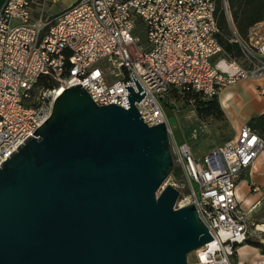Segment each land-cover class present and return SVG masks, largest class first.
I'll use <instances>...</instances> for the list:
<instances>
[{
    "label": "built area",
    "instance_id": "2783aa9c",
    "mask_svg": "<svg viewBox=\"0 0 264 264\" xmlns=\"http://www.w3.org/2000/svg\"><path fill=\"white\" fill-rule=\"evenodd\" d=\"M47 1L8 0L0 17V166L35 136L66 88L80 84L96 104L129 109L131 87L143 95L135 105L145 123L168 126L182 172L169 177L181 192L176 207L195 204L213 237L191 264H231L252 226L238 181L264 151V134L245 124L196 157L176 143L163 103L172 92L207 99L240 79H263L264 21L236 39L241 60L219 41L218 0H77L56 14Z\"/></svg>",
    "mask_w": 264,
    "mask_h": 264
},
{
    "label": "water",
    "instance_id": "95a60500",
    "mask_svg": "<svg viewBox=\"0 0 264 264\" xmlns=\"http://www.w3.org/2000/svg\"><path fill=\"white\" fill-rule=\"evenodd\" d=\"M8 0H0V17ZM77 84L0 166V264H189L213 237L180 190L168 126ZM170 124L176 125L175 117ZM197 187V185L195 184Z\"/></svg>",
    "mask_w": 264,
    "mask_h": 264
},
{
    "label": "rangeland",
    "instance_id": "374dc122",
    "mask_svg": "<svg viewBox=\"0 0 264 264\" xmlns=\"http://www.w3.org/2000/svg\"><path fill=\"white\" fill-rule=\"evenodd\" d=\"M76 1L77 0H48L46 7L49 14H56L70 7ZM233 30L235 36L234 40H236L239 37H237L236 29L234 28ZM245 40H247V37ZM232 57L243 60L244 54L242 53L239 56L234 55ZM198 101L199 99H196L195 96L190 94L172 92L167 98L166 103H163V106L169 119L171 117L176 118L177 124L173 126L170 124L176 143L183 144L188 142L193 155L200 157L211 148L215 149L221 146L226 140L232 138L234 131L232 130V124L225 112L219 118L214 116H203L197 109ZM170 182L171 180L168 178L165 183L170 184ZM195 188L199 195V189L196 186ZM237 188L240 189V197L244 200L243 206L246 209L249 208V206L245 204V201L247 200L248 194L254 193L253 189L250 191L246 190L242 183H239ZM249 218L252 222L250 237L245 244H242L238 248V253L232 257L231 264H239V262L241 264L260 263L258 253L264 252V231L258 230L257 226L264 221V217H259L258 206L254 205L252 214H249ZM244 245L254 247L253 249L257 254L246 255L241 249ZM188 260L189 264L195 262L196 251L189 254Z\"/></svg>",
    "mask_w": 264,
    "mask_h": 264
},
{
    "label": "crops",
    "instance_id": "0c3cea01",
    "mask_svg": "<svg viewBox=\"0 0 264 264\" xmlns=\"http://www.w3.org/2000/svg\"><path fill=\"white\" fill-rule=\"evenodd\" d=\"M263 88L264 78L261 80L240 79L236 83L226 86L219 93V100L223 111L232 124V130L234 131L232 137L239 133L245 124H249L252 118L264 114ZM211 150L212 148L205 154L209 153ZM239 183H242L246 190L250 191L253 189L254 191V193L248 194L247 196L245 204H247L249 208L246 209L243 206L244 200L240 197V189L237 188L238 199L248 215L252 214L254 205H256L258 206L259 217H264V151L257 157L253 165L242 173L238 181V184ZM262 225H264V221L258 224V230L264 231L260 229ZM253 248L254 247L250 245L241 247L246 255H256L257 253ZM258 259L260 262L259 264H264V252L258 253ZM239 264L241 263L239 262Z\"/></svg>",
    "mask_w": 264,
    "mask_h": 264
},
{
    "label": "trees",
    "instance_id": "16d2710c",
    "mask_svg": "<svg viewBox=\"0 0 264 264\" xmlns=\"http://www.w3.org/2000/svg\"><path fill=\"white\" fill-rule=\"evenodd\" d=\"M217 21L220 27L219 41L225 50L232 56L242 54V46L235 39L234 28L237 37L245 40L251 26L264 21V0H218ZM199 99L197 109L203 116L221 117L224 113L219 100V95L204 99L199 93H188ZM201 98V99H200ZM254 129L264 132V114L254 117L249 121ZM173 175L181 177V169L175 168ZM241 246V244H237Z\"/></svg>",
    "mask_w": 264,
    "mask_h": 264
},
{
    "label": "bare ground",
    "instance_id": "6f19581e",
    "mask_svg": "<svg viewBox=\"0 0 264 264\" xmlns=\"http://www.w3.org/2000/svg\"><path fill=\"white\" fill-rule=\"evenodd\" d=\"M260 229L264 230V225L260 226Z\"/></svg>",
    "mask_w": 264,
    "mask_h": 264
}]
</instances>
